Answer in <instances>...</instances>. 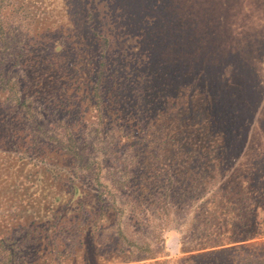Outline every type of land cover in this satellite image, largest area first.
<instances>
[{"label":"trees","instance_id":"trees-1","mask_svg":"<svg viewBox=\"0 0 264 264\" xmlns=\"http://www.w3.org/2000/svg\"><path fill=\"white\" fill-rule=\"evenodd\" d=\"M18 2L23 37L0 13V264L150 256L171 214H190L181 250L264 234V0ZM110 135L126 166L107 184L83 157ZM152 221V242L130 235ZM182 256L264 264V237Z\"/></svg>","mask_w":264,"mask_h":264},{"label":"rangeland","instance_id":"rangeland-1","mask_svg":"<svg viewBox=\"0 0 264 264\" xmlns=\"http://www.w3.org/2000/svg\"><path fill=\"white\" fill-rule=\"evenodd\" d=\"M178 4L182 5L183 3L179 1ZM186 4L190 5L191 2H188ZM18 10H19L18 0H0V13L3 14L2 17L10 18V19L15 18L14 20H11L12 23L15 24L14 32L15 33L18 32V36L23 37V35L26 32L25 30L26 23L22 21V16L18 15V12H19ZM10 55H11V52L10 53L5 52L3 59L9 58ZM0 58H1V54H0ZM33 113L35 115V111H33ZM41 122H44V121H41ZM43 124H44L43 126L44 129H48L49 130L48 132L54 134L56 128H52L51 126H49V124H45V123ZM91 141L93 143L92 149L90 151H87L84 154L83 160L91 161L95 159L98 162H100L102 167L99 170V177L105 183L110 184L112 181L116 180L117 178H120L121 170L123 169L126 163L125 162L126 160H123L124 162L121 163V166L119 168L117 166V169H116L115 165L116 163L119 165L120 159L113 161L112 159L105 157L104 155L105 152L108 153L109 151L108 145L111 141V135L106 138H101V139L94 137ZM123 156L126 157L127 159L126 153H123ZM258 193L264 194V184L263 183L259 185ZM114 197H115L116 203L120 205L121 196L119 195V193L114 192ZM259 198H264V197H259ZM126 214H127L126 209L123 208L122 215H121V223L123 225L125 223ZM189 217H190L189 213L185 215H180V216L172 215V214L170 215L169 222L166 224V226L164 227V229H162V232H161V237L163 238V249H161L160 252L154 253L150 256H143L136 260H131L127 262H118L115 264H129L133 262H143V261L152 262L153 264H155L156 262L163 261V260L165 261V264H183L181 258L183 257L182 255L184 254L194 253L197 251L212 249V248H216L220 246L234 244L237 242H242V241H246L250 239L264 237V234L263 235L261 234L260 236H255L254 238H250V239L248 238L240 239L237 241L223 242L220 244H208L207 246H195V247H190V248L181 250L178 245V239H179V236L185 231L187 227V223L189 221ZM153 221L156 222L157 220L153 218ZM153 221L149 226L145 228L144 232H138V230H136L134 227L128 226L130 227V229L131 228L133 229L132 232L130 230V235H132L136 240H139L141 237H144L148 241L152 242L153 240V236H152ZM87 232H88V227H87ZM87 232L85 233V230H84V234H87ZM21 257L22 256L19 254H14L13 259L15 262L20 263V261L22 260ZM218 262H219L218 264H231L229 263V260L226 259L224 256Z\"/></svg>","mask_w":264,"mask_h":264},{"label":"water","instance_id":"water-1","mask_svg":"<svg viewBox=\"0 0 264 264\" xmlns=\"http://www.w3.org/2000/svg\"><path fill=\"white\" fill-rule=\"evenodd\" d=\"M259 197H264V194L258 193ZM87 232V227H85V233Z\"/></svg>","mask_w":264,"mask_h":264}]
</instances>
